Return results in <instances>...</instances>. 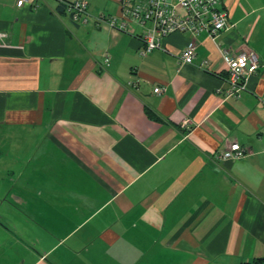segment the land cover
I'll return each instance as SVG.
<instances>
[{"label":"crops","instance_id":"crops-1","mask_svg":"<svg viewBox=\"0 0 264 264\" xmlns=\"http://www.w3.org/2000/svg\"><path fill=\"white\" fill-rule=\"evenodd\" d=\"M59 1L0 0V264L264 259V69L228 98L223 56L264 64V0H220L234 28L201 34L192 65L187 34L143 57L149 26L76 25ZM235 143L246 156L220 159Z\"/></svg>","mask_w":264,"mask_h":264},{"label":"built area","instance_id":"built-area-1","mask_svg":"<svg viewBox=\"0 0 264 264\" xmlns=\"http://www.w3.org/2000/svg\"><path fill=\"white\" fill-rule=\"evenodd\" d=\"M33 0H17L19 8L32 6ZM62 11L67 14L73 23L86 26L93 21L97 26H107L119 32H126L131 25L147 27L143 35V48L140 55L149 56L154 51L167 52L164 41L175 34H187L190 41L180 54V61L185 65H192L197 58L196 39L203 33L216 41L223 32L234 28L229 14L220 8V0H120L121 13L117 16L101 14L93 17L89 12V4L85 0H60ZM7 34H0V38H7ZM227 64V97H238L245 89L248 79L264 64L254 52H240L233 54L223 51ZM107 64H109L107 60ZM208 62L204 61V69ZM130 89H139L138 80L128 84ZM165 87H156L154 92L162 95ZM192 122H182V129H190ZM247 154V150L240 144H232L220 154L222 160H240Z\"/></svg>","mask_w":264,"mask_h":264},{"label":"rangeland","instance_id":"rangeland-1","mask_svg":"<svg viewBox=\"0 0 264 264\" xmlns=\"http://www.w3.org/2000/svg\"><path fill=\"white\" fill-rule=\"evenodd\" d=\"M10 174V172L0 173V184L7 188L13 185V180H16V178L12 177Z\"/></svg>","mask_w":264,"mask_h":264},{"label":"trees","instance_id":"trees-1","mask_svg":"<svg viewBox=\"0 0 264 264\" xmlns=\"http://www.w3.org/2000/svg\"><path fill=\"white\" fill-rule=\"evenodd\" d=\"M250 264H264V259L256 260L255 262Z\"/></svg>","mask_w":264,"mask_h":264}]
</instances>
